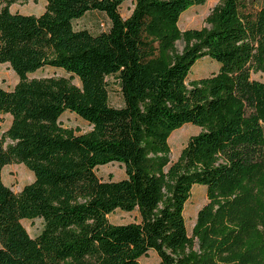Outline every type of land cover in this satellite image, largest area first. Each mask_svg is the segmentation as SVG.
Listing matches in <instances>:
<instances>
[{"label": "trees", "instance_id": "trees-1", "mask_svg": "<svg viewBox=\"0 0 264 264\" xmlns=\"http://www.w3.org/2000/svg\"><path fill=\"white\" fill-rule=\"evenodd\" d=\"M25 0H0V64L18 78L0 87V264H264V0H217L207 28L181 31L180 16L208 0H45L39 16L12 13ZM89 12L107 32L74 30ZM182 43L178 52L176 43ZM216 72L186 83L196 61ZM69 77L29 79L41 69ZM78 79L80 86L73 84ZM123 105L112 107L107 79ZM74 114L90 131L77 135L59 119ZM200 132L170 160L171 133ZM124 166L102 181L95 169ZM22 164L34 181L13 192L2 169ZM206 188L192 236L184 207ZM116 210L139 222L110 224ZM40 220L30 237L22 221Z\"/></svg>", "mask_w": 264, "mask_h": 264}, {"label": "rangeland", "instance_id": "rangeland-1", "mask_svg": "<svg viewBox=\"0 0 264 264\" xmlns=\"http://www.w3.org/2000/svg\"><path fill=\"white\" fill-rule=\"evenodd\" d=\"M217 4V0H208L201 6L192 7L183 13L178 21V28L181 31L189 29L207 28L205 20L210 11ZM45 0H25L16 3L10 7L12 13H19L22 15L39 16L44 12ZM134 6V0H126L119 7V14L123 19L130 16ZM110 27V22L107 17L99 12H89L83 18L73 22L74 30H87L93 35L107 32ZM176 50L180 52L183 44L178 42L175 46ZM219 64L215 61L204 57L195 62L191 68L186 83L192 80L201 79L216 72ZM66 77L69 75L62 70L44 68L33 74L28 75L29 79L45 78V77ZM252 80L261 81L264 83V76L260 73L251 74ZM73 84L80 86L78 79L72 80ZM18 83V78L15 73L10 69L7 64H0V87L6 91H11ZM107 88L109 94V102L112 107L119 108L123 105L120 95L119 87L113 82L111 78L107 79ZM60 124L65 129L72 130L75 134L80 135L90 131L91 127L76 117L74 114L65 113L59 119ZM11 117L7 114L0 115V138L1 135L9 128ZM200 129L192 124H185L178 130L171 133L168 144L170 148V160L175 161L181 150L185 147L188 139L197 135ZM96 176L102 181H118L125 178L124 166L116 162L99 166L95 169ZM3 183L11 188L12 191H19L24 186L34 181V175L22 164H11L3 168L2 171ZM207 203L206 188L204 186H194L191 191V197L184 207L183 217L185 220V227L187 236H192V229L195 225L196 216L198 211ZM110 224L113 225H126L130 223L139 222V216L136 211L131 213L121 212L116 210L114 213L107 216ZM22 225L30 237H35L42 229V222L40 220L22 221ZM140 264H160L157 255L150 251L146 257L139 260Z\"/></svg>", "mask_w": 264, "mask_h": 264}, {"label": "crops", "instance_id": "crops-1", "mask_svg": "<svg viewBox=\"0 0 264 264\" xmlns=\"http://www.w3.org/2000/svg\"><path fill=\"white\" fill-rule=\"evenodd\" d=\"M2 171H3V169H2ZM11 189V188H10ZM22 190V189H21ZM21 190H19V191H13V192H15V193H18V192H20Z\"/></svg>", "mask_w": 264, "mask_h": 264}]
</instances>
